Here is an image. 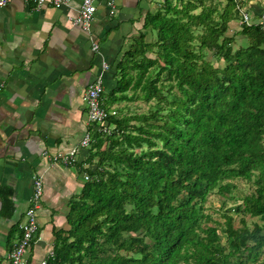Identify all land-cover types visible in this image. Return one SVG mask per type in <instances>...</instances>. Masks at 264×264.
I'll use <instances>...</instances> for the list:
<instances>
[{"label": "trees", "instance_id": "trees-1", "mask_svg": "<svg viewBox=\"0 0 264 264\" xmlns=\"http://www.w3.org/2000/svg\"><path fill=\"white\" fill-rule=\"evenodd\" d=\"M240 7L158 0L144 14L109 95L146 109L108 115V132L90 128L77 164L87 178L44 264H264V31L240 23L226 34ZM236 179L250 191L237 194ZM209 193L232 202L221 222L206 212ZM10 194L0 189L5 216Z\"/></svg>", "mask_w": 264, "mask_h": 264}, {"label": "crops", "instance_id": "crops-1", "mask_svg": "<svg viewBox=\"0 0 264 264\" xmlns=\"http://www.w3.org/2000/svg\"><path fill=\"white\" fill-rule=\"evenodd\" d=\"M92 1L88 32L68 20L81 0H69L59 8L46 4L39 10L29 0H11L0 7V189L11 190L14 208L10 216L2 215L0 201V264H8L34 175H40L43 192L36 210L37 230L24 253L26 264H44L51 254L53 228H66L67 202L83 182L77 164L86 148L77 149L75 160L67 165L50 162L41 152L77 147L84 132L91 130L81 97L101 62L108 65L101 93L106 111L127 114L136 111L130 110L132 105L144 104L116 100L118 92L109 94L118 79L113 66L144 31L143 16L158 0H112V13L107 0ZM235 1H241V7L228 30H239L245 13L248 24H259L264 31V1ZM91 40L97 43L96 52Z\"/></svg>", "mask_w": 264, "mask_h": 264}, {"label": "built area", "instance_id": "built-area-1", "mask_svg": "<svg viewBox=\"0 0 264 264\" xmlns=\"http://www.w3.org/2000/svg\"><path fill=\"white\" fill-rule=\"evenodd\" d=\"M11 0H0V7L5 6ZM27 1V0H24ZM32 2L35 10L43 8L46 4L51 5L54 8L67 6L69 0H29ZM109 13H112V0H107ZM94 4L92 0H81L76 13L73 16H69L68 20L71 24L79 26L83 31L88 32L90 29L91 19L94 12ZM241 23L248 24V19L245 13L241 14ZM91 50L97 51V43L91 40ZM108 68L105 61L101 62L99 72L94 76V79L86 86L82 94V102L86 108V121L95 126L99 132H108L112 128L110 124L106 122L108 115H112L115 112L110 110L109 112L104 110L100 106V95L103 90L102 77L104 71ZM90 141V132L86 131L82 135L78 142L77 147H73L67 151L48 152L42 150L41 155L50 162H58L64 165L73 163L77 149L86 148ZM87 177L84 175L83 179ZM42 181L40 175H34L32 177V191L28 198V203L23 211L22 220L18 224V234L12 242V246L8 252V264H26L24 259L25 250L30 245L31 241L37 230L36 222V210L40 205L42 198Z\"/></svg>", "mask_w": 264, "mask_h": 264}, {"label": "rangeland", "instance_id": "rangeland-1", "mask_svg": "<svg viewBox=\"0 0 264 264\" xmlns=\"http://www.w3.org/2000/svg\"><path fill=\"white\" fill-rule=\"evenodd\" d=\"M220 4H224V0H217ZM264 1V0H263ZM241 2V1H240ZM257 2V0H256ZM244 3V1H242V4ZM233 21V20H232ZM233 25V23H231ZM231 30H227L225 33L228 35L233 34V32H230ZM234 36V41H233V45L237 46L240 43H243V36L240 35H233ZM244 45V44H243ZM207 57L209 58V54L207 55ZM213 65H221V61H212ZM135 109L136 111H144L146 109V105L145 104H136V105H132V108L130 110ZM236 185V192L239 195H242L243 193H248L251 189V186L249 183H246L243 180H234L233 181ZM223 202V203H222ZM231 201L227 200H223L221 196H219L216 193H209L206 201L204 203V206L206 208V212H208L211 216V218L213 220H218V221H222L223 218L221 217V212L220 210H225V208H227L228 206L231 205ZM224 205V206H223ZM222 208V209H221ZM239 215L232 213V218H233V224L235 226L239 225ZM246 222L248 223V225H250L251 220H254L255 218H249L247 215L243 217ZM263 257V256H262Z\"/></svg>", "mask_w": 264, "mask_h": 264}]
</instances>
